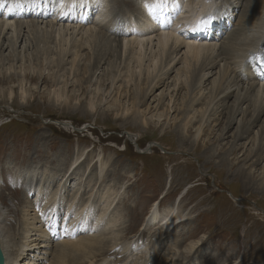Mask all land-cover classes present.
<instances>
[{"label":"rangeland","instance_id":"374dc122","mask_svg":"<svg viewBox=\"0 0 264 264\" xmlns=\"http://www.w3.org/2000/svg\"><path fill=\"white\" fill-rule=\"evenodd\" d=\"M87 1H82L81 6L91 16L88 17L90 19L100 4H89ZM153 1L150 18L161 9L155 7L159 0ZM110 5L112 21L118 17L121 22V14L136 10L126 5L127 12L121 13L119 9L116 10V2L113 4L111 0ZM82 8L76 10L75 14L80 13L76 16L77 22L85 17ZM214 11L207 12L206 20L212 19L221 24L225 16ZM229 18L232 19L231 16ZM62 21L67 19L63 18ZM122 22L128 23L125 19ZM123 28L118 24V29ZM5 44L0 50V197L7 210L6 223L9 229L12 228L11 232L18 229V210L23 203L21 194L27 196L29 205L37 202L42 204L44 195L39 191L40 185H46L49 175L56 173L57 179L50 185L54 190L61 178L60 173L64 171L63 167L68 161L70 163L73 156L85 150L89 155L86 159L91 157L92 160L91 169L95 174L91 173V176L94 175V179L99 176L95 170V166H98L97 155L107 163L108 172L102 179L104 181L98 179V183L92 182L90 177L86 180L87 173L81 174L82 168H79L80 173L68 177L66 189L60 191V200L54 206V211L66 215L67 222L73 216L71 213L74 209L67 210L68 198L76 191L73 188L81 185L78 192L80 196L76 197V201L80 202L88 194H95V190L104 187L105 183V187H114L115 190L122 184L118 195L120 201L115 203V209L111 212L114 217L116 213L122 217L121 226H118L119 240L116 246L121 244L118 248L131 240L132 243L145 244L151 255L156 253V241L159 243L162 236L152 237L150 234L153 231L149 234L141 225L143 221L146 223L154 202L159 203L157 206L163 211L172 202L179 201L178 209L183 210L189 219L179 225L184 224L187 233L177 238L181 245L178 244L176 248L181 250L186 244L200 242L193 253L194 257L188 262L196 258L198 264H264V183L260 179L264 159L253 166L252 160L244 161L242 145L247 139L231 141L230 137L236 124L225 135L227 138L221 141L218 131L225 121L212 122L207 119L203 121L200 139L203 146L194 145L189 138L194 129L186 133L181 129L182 109L191 97L190 88L185 86L179 89L170 112H162L163 107L157 106L155 109L154 106L161 98L166 104V91L162 94L164 97L160 94L164 86L148 94L142 104H137L141 97L140 82L143 77L135 74L126 85L122 78L123 64L116 57H108L107 63L95 71L88 58H84L89 56L86 51L79 64L73 66L67 55L63 57L55 53L53 43L49 44L51 54H44L43 50L36 51L30 45L28 50L21 53H18L20 48H17L13 53L14 59L8 55L9 49H5ZM58 58L62 62L58 63ZM263 60L264 57L260 59ZM192 73L189 70L187 77ZM21 74H25L27 80L21 81ZM174 74V71L169 74L168 85ZM31 76L33 80L29 79ZM111 76H116L114 82ZM20 87L28 93L24 103L20 100ZM10 88L14 89L12 98H9ZM55 95L61 96L59 100H55ZM226 111L228 113V107ZM141 116L146 122L145 127L141 124ZM263 117L255 127L262 122ZM61 122H68L71 126L64 128ZM259 131L256 130V143L261 135ZM128 133L134 136L137 144L127 137ZM231 142L239 144L234 153L229 151L234 145ZM240 166L244 169H240ZM250 166L254 171L248 172ZM78 178L81 184L80 179L76 180ZM64 180L65 177L61 182ZM87 181L89 186L86 187ZM91 187L92 192L87 191ZM98 210L92 206L86 222L92 216L95 217ZM61 235L63 238L64 234ZM168 238L171 239L172 235ZM173 238L172 243H175ZM103 243L108 246L106 248L112 244L108 241ZM164 247L157 257L161 258L163 251H167L168 245ZM185 263L183 261L181 264ZM147 264H151L150 261Z\"/></svg>","mask_w":264,"mask_h":264},{"label":"bare ground","instance_id":"6f19581e","mask_svg":"<svg viewBox=\"0 0 264 264\" xmlns=\"http://www.w3.org/2000/svg\"><path fill=\"white\" fill-rule=\"evenodd\" d=\"M82 1L85 0H0V50L5 41V49H9L8 55L14 59L13 53L17 48H20L18 53H21L28 50L30 45L36 51L43 50L44 54H51L52 48L49 44L53 43L55 53L63 57L67 55L70 58L69 63L73 66L79 64L85 54L83 52L86 51L89 56L86 55L84 58H88L95 71L107 63L108 57H116L120 64H123L122 78L126 81L124 82L126 85L130 83L129 78L133 79L135 74L137 77H143L140 82L141 97L137 104H142L148 94H153L157 88L164 86L160 94H165L166 91L164 96L167 102L164 105L165 100L158 99L154 108L163 107L162 112L169 113L179 89L186 86L190 91L192 90L189 101L182 109L181 120L183 133L194 129L189 137L191 143L203 146V142H200L203 121L224 120L218 131V138L221 141L227 138L225 135L232 125L236 124L234 133L230 137L231 141L247 139L242 145L244 161L252 160L253 166L264 159V117L255 127L264 115V82L258 80L254 69L257 67L264 75V60L260 61L264 57V44L260 33V29L264 26V0H165L164 6L153 18L149 17V8L152 7L153 0L126 2L112 0L113 4L115 2L117 4L116 10L119 9L121 13L127 12L126 5L137 10L118 15L121 22L118 17L113 21L110 18V13L113 12L109 11V8H112L111 0H86L89 4L92 2L100 4L99 9L90 19L88 17L91 16L81 6ZM145 4L149 7H145ZM81 8L85 17L77 22L76 16L80 13H75ZM210 10H216L218 14L225 16L221 24L212 19L206 20L207 12ZM32 14L39 17H27ZM47 16L49 17L46 18ZM230 16L232 19L229 18ZM63 18L67 21H62ZM175 18L181 21L180 26L172 24L171 28L160 32L158 29L160 24H166L167 20L175 23L173 20ZM124 19L128 23H123ZM216 22H218L216 26H206ZM118 24L124 28L118 29ZM202 25L203 29L212 32L209 40L199 39L193 42L185 34L178 33V30H194ZM119 34L123 35L119 36ZM40 44H42L41 48ZM1 53L3 55V52ZM21 61L22 57H20ZM57 61L62 62L61 58ZM178 64L180 66L176 68ZM189 70L193 73L187 77ZM173 71L175 74L168 85L169 74ZM20 77L21 81L26 79L25 74H21ZM111 77L114 82L116 76ZM29 79L33 80V76ZM13 92L14 89L10 88L9 98H12ZM19 92L21 102H26L27 91L20 87ZM60 97L55 95V100H59ZM228 99H231L230 103ZM125 112L127 113L128 110L125 109ZM135 112L137 113V110ZM141 121L145 127V120ZM67 123L61 122L60 125L68 129L69 123ZM256 130H260L261 134L258 143L254 141L257 137ZM127 137L137 144L130 133ZM238 146L239 144L235 142L229 151L236 152ZM86 153L82 150L72 157L73 160L70 159V163L68 161L63 167V173L59 175L61 178L56 182L54 190L50 185L57 179L56 173L49 175V182L46 185H40L39 191L44 195L42 204L37 202L29 205L27 196L21 194L23 203L18 210L20 217L18 229L13 232L6 223L7 210L4 209L3 198L0 197V247L5 264H147V261L151 264H181L183 261L186 262L185 264H198L196 258L189 262L188 260L194 257L193 253L200 245L199 241L186 244L181 250L176 248L180 244L177 238L187 233L184 224L179 225L189 219L183 210L178 209L179 201L172 202L163 211L159 210L157 206L159 203L154 202L146 223L143 221L141 225L149 234L153 231L150 234L152 237L162 236L159 243L156 241L158 248L153 255L149 253V248L145 244H140L141 242L132 243L129 240L122 247L118 248L121 244L116 246L122 217L119 213L114 217L111 212L115 209V203L120 201L122 184L115 190L114 187H105L107 186L105 183L104 187L95 190V194H86L87 196L80 202L76 201V197L80 196L78 192L81 185L73 188L76 191L68 198L67 210H74L68 222L66 215L54 211L55 204L60 200V191L66 189L65 182H68L71 174L80 173L79 168H82L81 174L87 173L86 180L90 177L92 182L98 183V179L104 181L102 179H105V173L108 172L107 163L97 155L98 166H95V170L99 176L94 179V175L91 176V173L95 174L91 169L92 160L91 157L86 159V156L89 157ZM240 169L243 170V166H240ZM247 169L251 172L253 168L250 166ZM261 170L260 179L261 183H264V164ZM33 171H36V168H33ZM64 177L65 180L61 182ZM79 182L81 184V179ZM85 186H89V181ZM91 190L92 187L87 191ZM92 206L94 209H99L98 213L86 222ZM60 228L66 231H61ZM61 234H64L63 238ZM171 235L172 238L174 236L175 243H172V238H168ZM105 241L112 242V244L107 243L110 244L109 248L103 243ZM165 245H168L167 251H163L161 258L157 257L162 249H165Z\"/></svg>","mask_w":264,"mask_h":264},{"label":"snow or ice","instance_id":"6c2138e0","mask_svg":"<svg viewBox=\"0 0 264 264\" xmlns=\"http://www.w3.org/2000/svg\"><path fill=\"white\" fill-rule=\"evenodd\" d=\"M165 3V0H159V2L155 5V7H163ZM145 7H149L147 4H145ZM149 11H152V8H149Z\"/></svg>","mask_w":264,"mask_h":264},{"label":"water","instance_id":"95a60500","mask_svg":"<svg viewBox=\"0 0 264 264\" xmlns=\"http://www.w3.org/2000/svg\"><path fill=\"white\" fill-rule=\"evenodd\" d=\"M0 264H5V261H4V254L2 252V249L0 247Z\"/></svg>","mask_w":264,"mask_h":264}]
</instances>
